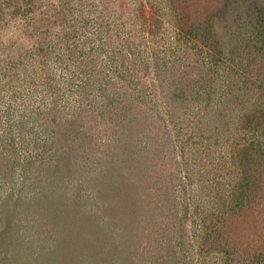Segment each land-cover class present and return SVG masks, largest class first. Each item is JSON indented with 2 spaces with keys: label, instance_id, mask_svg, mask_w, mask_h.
Returning <instances> with one entry per match:
<instances>
[{
  "label": "rangeland",
  "instance_id": "rangeland-1",
  "mask_svg": "<svg viewBox=\"0 0 264 264\" xmlns=\"http://www.w3.org/2000/svg\"><path fill=\"white\" fill-rule=\"evenodd\" d=\"M53 1L0 0V264H223L224 248L230 264H264L252 259L255 249L264 257V173L257 199L237 218L221 205L232 202L240 177L237 145L264 143L263 129L242 127L264 110V82L249 88L234 80L243 78L234 74L238 67L252 70L258 52L251 25L216 27L225 51L208 70L210 47L178 41L176 33L220 0L166 2L177 7L163 15L157 36L143 21L133 24L134 0H115L112 10L126 19L116 18L118 35L131 33L144 52L140 62L124 61L119 47L83 35V14L92 10L83 0L79 44L94 48L91 69L73 64L66 51L39 55L33 27L53 22ZM153 1L166 9L164 0ZM158 56L173 61L182 91L202 87L210 72L206 108L165 102L153 66ZM120 159H128L126 170ZM212 221L217 231L206 227ZM215 246L220 253L206 251Z\"/></svg>",
  "mask_w": 264,
  "mask_h": 264
},
{
  "label": "trees",
  "instance_id": "trees-1",
  "mask_svg": "<svg viewBox=\"0 0 264 264\" xmlns=\"http://www.w3.org/2000/svg\"><path fill=\"white\" fill-rule=\"evenodd\" d=\"M6 1L8 6H11L13 3L16 4L15 0ZM24 1L29 4L31 2V0ZM89 1L92 5H89L88 9L92 10L90 12L87 10L86 14H83V35L88 34L85 31H89V35L91 32L96 33L98 34L99 40L103 41L104 45L107 46L108 49H117V47H119L116 50L118 54L117 56H120L124 61L128 59L132 62L142 61L141 58L144 59V52L137 48L134 38L130 37L131 33H125L124 36H120V34L118 35L119 31L114 22L116 21V18H118V20L122 23L123 21L125 23L126 19H122L121 14L112 10L115 0H97V2H95V0ZM166 2L175 5L177 0H164L162 3L165 5L166 9L163 10H161V4L158 5L157 1L154 2L151 0V2H149V10L151 13L147 16L144 11V0H134V3L137 4L135 8V12H137V14L132 15V17H136L135 19H137V21L133 24L136 26L143 21L145 24L142 25L141 28L150 32L151 35L157 36L163 29V17L171 9H175L177 7L174 6L173 8H168ZM52 3H55L52 4L54 6L52 9L53 22H51V19L48 17L49 21L46 22L45 25L38 22V26L35 25L33 27V38L38 45L37 51L39 55L46 57L53 51H66V54H69V61H72L73 64L80 67H85V65L90 64L91 69H94L96 67L95 57L93 55L94 48L91 47L86 50L79 44L81 36L78 34V26L80 25L79 21L81 18L78 17L76 12L82 10L83 0H55ZM178 12H180V9ZM15 13L19 14V11H15ZM237 24H245V26L247 24L251 25V39L257 42L255 47L258 52H256L257 55L254 56V59H250L251 61L249 64H253L252 70L245 68L246 73L239 71L244 68H241L239 65L238 60L240 58L235 55L236 52L231 53V55L235 57L231 59V63H234L235 65L234 61H236L240 66L238 67L239 69H235L234 74L237 72L243 73L242 80L240 78H235L234 80L241 83V85L248 84L249 88L251 86L254 87V85L262 87L261 85L264 82V0H220L218 4L204 13L202 19H195L194 21L188 22V27H185L183 24H178L176 36L178 41L189 42L196 39L201 42L202 46L206 45L210 47L211 51H209V53L207 52V57L210 58L208 70H212L210 66H213L214 68L219 66L225 51L224 44L221 42V36H219V31L216 27H221L224 31H227L229 28L238 27L239 25ZM84 39L81 41L83 42ZM88 44H90V39H88ZM29 51H31V49H29ZM132 55L133 57L131 58ZM135 55L140 57L136 59ZM172 63L173 61L171 62L169 59L167 60L165 56H158L157 62H154L153 65L156 70L157 78L160 81L159 87H161L163 95L166 99L165 102L176 106H185L187 104L190 107L199 106L201 108H206L207 100L211 98L209 97L211 96L209 90L211 88L212 81L210 80V72L208 71L207 74V78L209 79H206L204 76L200 78L201 81H205L204 83L201 82V84H203V88L201 86H197L198 88H193L192 91H182L181 86L176 79H172L175 71L173 68H176L172 66ZM178 69V73L179 71L182 72L184 70H181L180 68ZM236 76H238V73ZM257 81L260 84H258ZM198 83L199 82H196V84ZM196 84L194 81V86ZM164 88H167V90L164 91ZM230 88L232 87L230 86L228 91L230 90V92H232ZM202 91H205L208 96H201ZM240 91H244L243 88H240ZM22 95L24 94L22 93ZM259 112V114H255L254 116H247L245 118L246 122L242 127L252 132H257L258 130L260 131L263 129L264 132V125L260 123V121H264V110H260ZM172 117L173 116L170 113L168 119L173 121ZM147 160L148 159L146 158L143 161L146 162ZM122 161L123 160L120 159V162L118 163L120 166L119 170H126L128 159L126 162L122 163ZM135 161L139 162L138 160ZM235 163L238 167L240 177L236 180L235 185H233V190H231L232 202L224 201L221 205L227 207L225 210L226 213H229L237 218L243 204L246 201L248 203L255 201L257 199L256 195L259 194L258 191L261 188L264 173V143L260 140H256L255 142L249 140V142H245L243 145H237L235 150ZM148 174L151 175L149 171ZM120 175L121 173L118 172V177ZM149 175L144 179H152ZM114 182L112 183L113 186L115 185ZM157 195L162 198L161 194ZM216 214L218 215L217 212ZM206 227H210V232L218 230V225L216 222L213 223V221L208 223ZM217 234L218 233L216 232V238L219 236ZM227 250L228 248H224V250H222L223 252H221L224 254H222L224 258L223 264H230L232 261L230 258L232 257V253ZM255 250L253 251L254 253L252 259L258 255L256 257L257 261L263 262L264 257L261 255L262 252H258L257 254L255 253ZM206 251L208 253H220L216 246L207 248ZM234 259L236 260L237 257L235 256ZM243 261H246V258L242 259L241 262Z\"/></svg>",
  "mask_w": 264,
  "mask_h": 264
}]
</instances>
